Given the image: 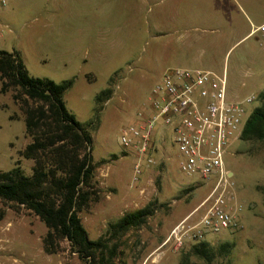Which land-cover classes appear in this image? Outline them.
Masks as SVG:
<instances>
[{
	"label": "rangeland",
	"instance_id": "rangeland-1",
	"mask_svg": "<svg viewBox=\"0 0 264 264\" xmlns=\"http://www.w3.org/2000/svg\"><path fill=\"white\" fill-rule=\"evenodd\" d=\"M3 1L0 50L17 52L30 77L72 81L65 108L89 132L92 161L100 163L93 178L98 199L78 214L87 239L114 244L112 264H264V142L238 139L228 147L231 209H240L241 227L205 235L210 261L189 255V243L172 251L162 242L213 184L179 172L170 133L154 165L131 184L134 156L119 144L121 131L146 107L166 68H224L232 91L263 92L264 37L246 34L264 22V0ZM106 88L109 98L96 102ZM259 105L253 102L248 113ZM28 142L17 106L9 93L0 94V171L19 160L22 172L30 173L31 162L17 155ZM151 202L153 213L140 227L109 240V224ZM44 234L36 217L0 203V264H84L65 241L55 254H44ZM225 243L233 247L224 254L219 247Z\"/></svg>",
	"mask_w": 264,
	"mask_h": 264
},
{
	"label": "trees",
	"instance_id": "trees-1",
	"mask_svg": "<svg viewBox=\"0 0 264 264\" xmlns=\"http://www.w3.org/2000/svg\"><path fill=\"white\" fill-rule=\"evenodd\" d=\"M71 86V80L54 83L28 76L17 52L0 50V94L9 93L21 114L24 137L29 142L17 155L31 162L28 175L22 172L19 160L10 170L0 171V203L15 213L27 211L42 223L44 254H55L60 242L65 241L69 252L84 264H112L116 246L109 248L101 238L88 240L78 217L98 199L93 178L100 163L92 161L89 132L65 108L63 97ZM109 96L106 88L95 100L102 103ZM258 100L260 105L246 121L241 141L264 142V92ZM153 210L151 202L122 215L107 226L109 240L140 227ZM232 247L225 243L219 251L225 254ZM187 253L210 261L213 252L204 241L192 244Z\"/></svg>",
	"mask_w": 264,
	"mask_h": 264
},
{
	"label": "built area",
	"instance_id": "built-area-1",
	"mask_svg": "<svg viewBox=\"0 0 264 264\" xmlns=\"http://www.w3.org/2000/svg\"><path fill=\"white\" fill-rule=\"evenodd\" d=\"M4 5L0 0V8ZM251 35L264 37V23L253 27ZM227 89L225 72L166 68L151 88L146 107L120 133L119 144L134 156L131 184H137L142 171L154 165L167 133L179 154V172L213 184L210 193L171 228L162 242L172 251L185 243L204 242L206 234L241 227L240 209H231L234 183L224 159L230 143L240 140L251 114L248 106L259 100L256 95L231 99ZM195 213L198 216L191 219Z\"/></svg>",
	"mask_w": 264,
	"mask_h": 264
},
{
	"label": "crops",
	"instance_id": "crops-1",
	"mask_svg": "<svg viewBox=\"0 0 264 264\" xmlns=\"http://www.w3.org/2000/svg\"><path fill=\"white\" fill-rule=\"evenodd\" d=\"M264 23V22H263ZM261 25V24H260ZM253 27H256V26H251V29L249 30V32L246 34V37H251L252 35H251V31H252V28ZM169 68H182V69H189V68H183V67H169ZM189 70H191V69H189ZM200 70H206V69H200ZM206 71H212V70H206ZM212 72H214V73H217V74H222L223 72H225L226 73V76H227V80H228V89H227V92H228V97L229 98H231V99H243V98H245V97H247V96H251V95H256V96H258L260 93H262V92H257V93H253V92H251V93H242V91H238L239 89L236 87V90H234V91H232L231 90V87H230V85H229V83H230V81H229V76H228V74H227V72H226V70L223 68L222 69V71L221 72H215V71H212ZM241 87L242 88H244L245 87V84L244 83H242L241 84ZM264 92V91H263ZM244 94V95H239V94ZM205 242H207L206 240H205Z\"/></svg>",
	"mask_w": 264,
	"mask_h": 264
}]
</instances>
